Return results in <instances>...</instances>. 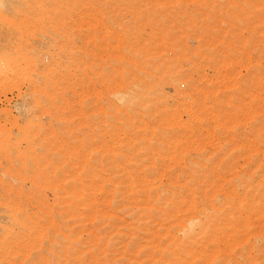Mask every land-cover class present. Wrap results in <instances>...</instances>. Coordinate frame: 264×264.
<instances>
[{
    "label": "rangeland",
    "instance_id": "1",
    "mask_svg": "<svg viewBox=\"0 0 264 264\" xmlns=\"http://www.w3.org/2000/svg\"><path fill=\"white\" fill-rule=\"evenodd\" d=\"M0 264H264V0H0Z\"/></svg>",
    "mask_w": 264,
    "mask_h": 264
}]
</instances>
